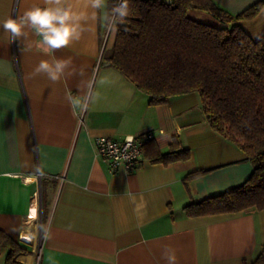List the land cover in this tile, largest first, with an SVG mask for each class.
Returning <instances> with one entry per match:
<instances>
[{
	"label": "crops",
	"instance_id": "obj_1",
	"mask_svg": "<svg viewBox=\"0 0 264 264\" xmlns=\"http://www.w3.org/2000/svg\"><path fill=\"white\" fill-rule=\"evenodd\" d=\"M213 1L235 15L264 0ZM42 3L0 0V24ZM187 15L222 25L200 10ZM238 23L252 38L264 37V6ZM85 28L79 41L54 53L70 59L77 74L53 83L34 71L42 59H51L39 47V37L29 33L26 40L11 42L0 27V229L25 248L15 259L22 264H168L167 247L175 250L176 264L253 260L264 247V209L194 217L184 211L191 202L241 185L253 171L247 155L210 128L198 93L152 105L147 94L102 59L116 34L107 19V0ZM69 97H79L86 107L74 110ZM144 133H152L162 151L176 137L190 158L165 166L142 157L132 172L110 173L96 155V135L122 139ZM193 171L203 173L184 181ZM36 193L35 220L27 215ZM7 252L0 247V264H6Z\"/></svg>",
	"mask_w": 264,
	"mask_h": 264
},
{
	"label": "trees",
	"instance_id": "obj_2",
	"mask_svg": "<svg viewBox=\"0 0 264 264\" xmlns=\"http://www.w3.org/2000/svg\"><path fill=\"white\" fill-rule=\"evenodd\" d=\"M121 0H107V19ZM264 1L231 14L213 0H128L129 13L115 24L112 46L102 59L118 69L135 87L161 105L191 92L198 93L210 128L240 148L253 166L238 186L184 206L187 216L264 209V37L252 38L238 23L255 17ZM196 9L222 23L213 26L188 17ZM144 159L169 165L190 158V150L173 137L162 151L152 139L142 148ZM193 171L189 181L202 174ZM6 264H22L26 253L0 229ZM264 264V247L251 261Z\"/></svg>",
	"mask_w": 264,
	"mask_h": 264
},
{
	"label": "clouds",
	"instance_id": "obj_3",
	"mask_svg": "<svg viewBox=\"0 0 264 264\" xmlns=\"http://www.w3.org/2000/svg\"><path fill=\"white\" fill-rule=\"evenodd\" d=\"M105 7L106 0H43L42 5L29 7L16 18L10 16L5 19L0 27L12 36L11 42L26 40L29 33L39 37V47L45 54L51 55V59H42L34 71L45 74L51 82L57 83L77 72L70 59L58 58L54 53L79 41L86 31V22L90 18L95 19L96 12ZM128 13V0H121L119 5L111 9L112 23L123 21ZM69 103L74 110L86 107L79 97H69ZM163 256L168 264H176L174 249L166 247Z\"/></svg>",
	"mask_w": 264,
	"mask_h": 264
},
{
	"label": "built area",
	"instance_id": "obj_4",
	"mask_svg": "<svg viewBox=\"0 0 264 264\" xmlns=\"http://www.w3.org/2000/svg\"><path fill=\"white\" fill-rule=\"evenodd\" d=\"M82 114L80 115V122H82ZM153 138L152 133H144L139 137L128 135L122 139H116L108 135H96L94 137L93 145L96 155L106 165L110 173L122 169L125 172H132L141 163L143 152L142 148L146 141ZM41 173H37L35 179H40ZM60 179L62 178L59 177ZM39 195L36 193L35 202L29 206L28 218L37 219V198ZM33 207L35 210L33 212ZM42 232H39V241L41 240ZM27 236H20V239L24 242H31V238L26 239ZM27 240V241H26ZM30 240V241H28Z\"/></svg>",
	"mask_w": 264,
	"mask_h": 264
},
{
	"label": "bare ground",
	"instance_id": "obj_5",
	"mask_svg": "<svg viewBox=\"0 0 264 264\" xmlns=\"http://www.w3.org/2000/svg\"><path fill=\"white\" fill-rule=\"evenodd\" d=\"M33 209H35V207H33Z\"/></svg>",
	"mask_w": 264,
	"mask_h": 264
}]
</instances>
